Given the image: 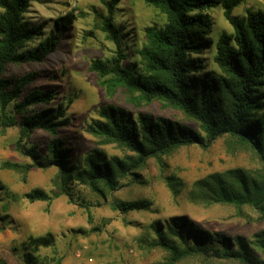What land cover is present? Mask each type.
<instances>
[{"label": "rangeland", "instance_id": "rangeland-1", "mask_svg": "<svg viewBox=\"0 0 264 264\" xmlns=\"http://www.w3.org/2000/svg\"><path fill=\"white\" fill-rule=\"evenodd\" d=\"M248 8L264 9V0H245L232 14L243 17ZM66 12H73L75 19L57 48L41 62L8 64L4 76L33 73L22 95L44 90L52 98L28 109L60 107L65 111L70 122L59 127L56 137L62 139L61 147L70 148L67 166L75 164L73 173L85 166V154L94 148L104 150L109 158L128 160L136 156L116 142L86 130L91 118L106 104L120 106L130 114L145 112L180 120L199 131L198 124L181 110L159 100L146 102L123 87H109L104 82L106 77L100 78L90 69L92 60H108L116 51L115 43L101 28L98 13L107 14L102 0H32L24 15L28 22L42 24L43 33L27 42L24 49L36 47L54 32L56 18ZM208 12V37L213 42L200 56L205 59V69L219 73L213 61L214 43L222 32L232 33L233 28L220 6ZM164 21V14L145 0L117 1L113 22L120 30L123 65L141 70L137 50L146 40L144 28L160 26ZM259 89L264 92V85ZM52 137L36 129L19 141L17 126L0 128V261L27 264V258L30 264H166L170 254L153 244L154 227H165L171 216H183L193 226L211 232L248 239L264 229V217L253 208L215 201L204 190L207 185L203 180L230 169H242L255 178L264 176L259 156L231 136L222 135L207 147L190 144L149 157L135 168V176L129 171L119 175L113 189L100 184L102 193L62 173L56 165L44 166ZM20 145L22 149L36 147L40 164L29 167L33 160L20 151ZM34 189L44 190L50 200H30L26 194ZM122 201H137L142 206L120 212L115 205ZM47 234L53 237L51 244H30V238ZM258 257L264 258V253L259 252ZM227 263L230 261L224 258L191 255L175 264Z\"/></svg>", "mask_w": 264, "mask_h": 264}, {"label": "trees", "instance_id": "trees-1", "mask_svg": "<svg viewBox=\"0 0 264 264\" xmlns=\"http://www.w3.org/2000/svg\"><path fill=\"white\" fill-rule=\"evenodd\" d=\"M32 0H0V128L17 126L19 141L36 129L50 133L45 165H56L62 173L75 176L90 189L101 192L100 184L113 189L121 174L136 175L135 168L149 157L167 154L181 146L198 144L209 146L215 139L228 135L248 145L264 165V9H246L243 17L232 14L245 0H145L165 16L162 25L144 28L145 43L138 54L143 67L134 71L123 65L125 58L119 29L113 22V9L118 0H102L107 14L98 13L101 28L115 43V54L108 60L94 59L90 69L100 78L106 77L109 87H123L137 93L144 101L159 100L181 110L199 126V131L186 123L165 116L145 112L130 114L120 106L106 104L91 118L86 130L116 142L135 152L128 160L107 157L102 149L85 154V166L74 171L67 166L70 148H63L56 137L59 127L70 119L60 107L28 109L30 105L49 101L52 95L44 90L30 91L25 85L34 74L18 77L4 76L8 64L41 62L60 43L62 34L75 19L73 12L56 18L54 32L32 49H24L27 42L42 35L43 25L32 24L25 18ZM220 6L232 33L222 32L214 43L213 61L219 73L205 69L200 54L211 47L209 9ZM261 110V111H260ZM21 147V145H20ZM20 148L33 160L29 167L39 165L36 147ZM207 196L218 202L247 205L264 217V176L252 177L242 169H230L203 180ZM63 190H66L63 188ZM30 200H50L42 189L27 193ZM120 212L140 208L137 201L118 202ZM164 225L154 227L156 245L169 252L166 264H175L183 257L201 255L226 259L227 264H264V229L251 239L242 235L208 231L193 226L183 216H171ZM186 228V231L183 229ZM51 234L30 238L33 247L49 245ZM27 254V253H26ZM27 264L29 259H25ZM0 264H7L0 261Z\"/></svg>", "mask_w": 264, "mask_h": 264}]
</instances>
